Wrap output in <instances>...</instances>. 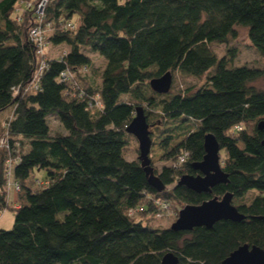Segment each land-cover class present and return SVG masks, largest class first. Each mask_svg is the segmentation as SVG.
Wrapping results in <instances>:
<instances>
[{"label":"trees","instance_id":"1","mask_svg":"<svg viewBox=\"0 0 264 264\" xmlns=\"http://www.w3.org/2000/svg\"><path fill=\"white\" fill-rule=\"evenodd\" d=\"M37 1L0 0V113L10 109L0 119V137L6 131L11 147H0V206L14 211L11 228H0V264H160L167 251L181 264H220L242 244L264 249V128L258 127L264 89L254 85L264 67L235 64L234 48L220 58L211 48L228 44L244 27L264 58V0H48L47 40L68 50L49 59L39 88L25 93L36 67L28 31ZM83 49L105 59L97 87L86 74L92 62ZM66 68L77 73L78 86L59 80ZM165 72L203 83L157 93L149 80ZM95 93L102 108H89ZM138 107L149 127L179 119L172 130H184L177 144L173 134L162 138L161 159L169 164L152 167L162 191L148 184L138 158L124 154L132 136L126 127ZM50 117L62 133L51 132ZM190 120L198 123L195 130ZM207 133L224 151L228 180L198 193L176 182L198 173L192 163L202 160ZM183 152L185 162L174 165ZM9 158L19 184L10 205ZM41 170L44 179L36 177ZM226 192L244 216L239 221L189 231L153 225V197L177 209ZM131 208L138 211L129 215Z\"/></svg>","mask_w":264,"mask_h":264},{"label":"water","instance_id":"2","mask_svg":"<svg viewBox=\"0 0 264 264\" xmlns=\"http://www.w3.org/2000/svg\"><path fill=\"white\" fill-rule=\"evenodd\" d=\"M172 83V75L165 72L159 77L149 80L151 89L157 93H167ZM259 128H264V121L258 123ZM138 143V160L147 176L148 184L156 191L165 188L163 182L154 173L150 165L149 152L152 144V132L149 129L146 116L142 108L136 109V114L126 127ZM264 144V141L262 142ZM204 155L202 160L192 163L197 170L196 175L183 174L177 180V185L201 193L210 192L212 187L219 183L227 182V174L222 170L220 163V146L214 135L207 133L203 138ZM232 194L226 192L220 198L212 197L200 204H185L178 211L175 221L169 226L174 231H189L195 227L205 226L211 228L220 220L239 221L244 216L232 204ZM160 264H181L178 256L171 251L165 252ZM220 264H264V249L248 244H242L225 257Z\"/></svg>","mask_w":264,"mask_h":264},{"label":"rangeland","instance_id":"3","mask_svg":"<svg viewBox=\"0 0 264 264\" xmlns=\"http://www.w3.org/2000/svg\"><path fill=\"white\" fill-rule=\"evenodd\" d=\"M237 35L235 38L231 39L228 44H212L211 48L216 53L217 57L220 58L221 56L227 54L228 48H234L235 50V64L241 65L246 64L249 66L254 67H264V58L259 55V53L253 48L250 44L247 34V29L244 27H238ZM68 50L66 44H59L55 45L52 43H48V47L46 49L47 54L49 57L55 58L62 54L64 50ZM84 53H86L91 58V68L88 69L87 75L91 79L92 85L94 87L99 86L100 83V73L105 66V59L97 53H92L87 49H83ZM203 83V79H196L189 75L181 74L179 72H174L172 77V85L170 92H176L178 90H185L186 87L192 86L193 88L199 87ZM254 85L259 89H264V78H261L254 82ZM10 109L4 110L0 113V119H3L4 115L9 112ZM3 115V116H2ZM48 122L51 128V132H63V127L60 125L59 121L55 117L48 118ZM180 120H171L167 119L164 122H159L156 125L149 127L152 131V144L149 152V159L150 165L156 170H159L163 165L169 164V161H164L161 159L163 154V149L161 146V141L164 136L168 134L175 135V139L173 140L172 144H177L181 140H183L185 134L184 130H172L175 126L179 124ZM150 124V123H149ZM190 129L195 130L198 126V123L195 121H188L187 122ZM224 151L220 150V162L222 164V160L224 158ZM125 157L127 159H137L138 158V143L137 140L133 137H129V142L124 150ZM45 171L41 170L36 173V177L38 179L45 178ZM170 187V186H169ZM11 202L8 204L10 205ZM176 214L183 205L177 204ZM13 216L14 211L10 208H7L5 213L2 215L0 219V228L2 229H10L13 223ZM177 215L174 217H170L169 219L161 220L158 222H153V225L161 226V227H168L171 225L173 221H175ZM78 264V263H74Z\"/></svg>","mask_w":264,"mask_h":264},{"label":"built area","instance_id":"4","mask_svg":"<svg viewBox=\"0 0 264 264\" xmlns=\"http://www.w3.org/2000/svg\"><path fill=\"white\" fill-rule=\"evenodd\" d=\"M48 0H38L36 5H35V11L37 14L36 18V23L29 29L28 31V38L33 42L34 49H35V61H36V67L35 71L32 75L31 80L29 83L24 87L23 91L26 93L28 91L34 92L39 88V80L40 76L43 72V70L47 67V62L49 59L52 57H49L47 54V47H48V40L47 37L50 34L51 29L48 28V23H44L43 21V12L45 5ZM30 6V4H29ZM68 27L72 28L73 24L68 23ZM63 53L59 55L57 58H61ZM84 71V70H83ZM80 73V71H79ZM76 72L66 68L65 70L61 71L59 74V80L66 82L70 81L73 82L75 87L77 85V82L75 81V76ZM78 86V85H77ZM74 87V86H73ZM19 92V88L14 89V94H17ZM82 94V91H81ZM91 100L88 105L89 108H102V104L99 99L98 93L92 94L91 95ZM238 129H241V126H238ZM0 147H5L7 149H11L10 143L7 137L6 131H4L1 134L0 137ZM188 156L187 152H183L182 154L178 155L176 158V161L174 162V165H181L182 163L185 162L186 158ZM13 160L10 158L7 159L6 161V185H5V190L7 192V202H8V194L10 191L17 192L19 191V184L15 182L12 178V173H13ZM48 181L45 180H36L35 184L38 186H43L47 184ZM151 201L154 205V212L152 215V220L153 222H158L161 220L169 219L170 217L176 216V209L174 208L173 204L168 201L163 199L162 197H153L151 198ZM9 203V202H8ZM8 206V205H7ZM17 207V206H15ZM8 207L4 208L0 206V218L2 215L5 213L6 209ZM141 210V209H140ZM138 210L136 208H131L128 211L129 215H133L137 212Z\"/></svg>","mask_w":264,"mask_h":264},{"label":"crops","instance_id":"5","mask_svg":"<svg viewBox=\"0 0 264 264\" xmlns=\"http://www.w3.org/2000/svg\"><path fill=\"white\" fill-rule=\"evenodd\" d=\"M15 198H16L15 192L14 191H10L9 194H8V202L10 203V202L14 201Z\"/></svg>","mask_w":264,"mask_h":264},{"label":"flooded vegetation","instance_id":"6","mask_svg":"<svg viewBox=\"0 0 264 264\" xmlns=\"http://www.w3.org/2000/svg\"><path fill=\"white\" fill-rule=\"evenodd\" d=\"M152 132V131H151Z\"/></svg>","mask_w":264,"mask_h":264}]
</instances>
